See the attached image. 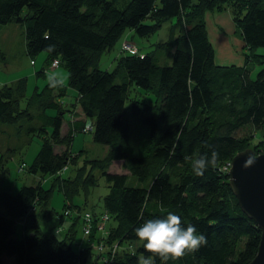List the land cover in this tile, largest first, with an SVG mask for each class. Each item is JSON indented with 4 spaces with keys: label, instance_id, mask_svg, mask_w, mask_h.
<instances>
[{
    "label": "trees",
    "instance_id": "obj_1",
    "mask_svg": "<svg viewBox=\"0 0 264 264\" xmlns=\"http://www.w3.org/2000/svg\"><path fill=\"white\" fill-rule=\"evenodd\" d=\"M224 11L240 29L244 64L215 63L206 16ZM172 19L168 39L151 52L130 54L121 45L114 69H99L102 54L127 30L146 37ZM11 23L24 25L25 54L44 53L37 74L43 76L44 64H63L68 81L55 74L29 95L24 78L0 86V122L41 141L29 164L18 163L36 176L31 185L13 192L16 185L0 181V264L4 257L14 264H87L91 253L94 264H136L147 253L134 229L163 210L207 238L167 264H249L261 231L241 211L228 170L247 140L264 144V131L257 143L255 133L239 134L264 130V55L256 53L264 48V0H0V25ZM252 64L261 67L255 79ZM134 86L150 101L132 96ZM64 113L70 116L65 124ZM82 132L107 147L102 158L82 161L83 150L72 152V140ZM213 150L216 166L196 176L188 157ZM116 162L126 172H109ZM97 175L108 188L99 205L88 202ZM54 191L63 195V210L46 233L41 224L54 213Z\"/></svg>",
    "mask_w": 264,
    "mask_h": 264
},
{
    "label": "rangeland",
    "instance_id": "obj_2",
    "mask_svg": "<svg viewBox=\"0 0 264 264\" xmlns=\"http://www.w3.org/2000/svg\"><path fill=\"white\" fill-rule=\"evenodd\" d=\"M128 0H120L121 3H125ZM219 15V14H215ZM207 31L210 42L214 49V59L217 65H241L244 64V53H247L245 49L243 50V40L241 36L240 29L235 24L229 12H221L219 16L207 17ZM175 23V19H172L169 22H166L160 30L146 37H140L134 33L132 30H127L119 40L114 44V46L109 50L102 54L99 69L104 71L111 72L115 66V59L119 57L122 53L120 52V47L122 42L126 40L127 42L135 45L140 52L149 53L153 50L154 45L156 43L165 42L168 39V31L171 24ZM217 26L219 28H217ZM256 53L264 55V48H258ZM39 55H44V53H40L36 55L34 58H30L27 54H25V37H24V25L20 23H11L7 25H0V70L4 71L7 75L6 78H24L27 81V95L31 94L33 88L38 86V88H42L45 83L52 77H55V74L52 72L53 68L49 65L46 66L44 64L43 69H45L43 76L38 75L37 73L42 70L41 66L39 68L34 67V63H30V59H33L34 62L42 61L40 60ZM43 61H45V55L43 56ZM251 73L250 78L255 79L256 74L259 72L261 67L257 64H252L250 67ZM36 69V70H35ZM58 69L61 70L63 74L59 75V77L63 78L64 84L68 81V71L67 68L63 64L58 66ZM6 80V79H5ZM13 82V81H12ZM12 82H8L12 83ZM131 91L132 96H139L146 101H150L152 96L143 95L144 93L141 89L136 88L135 86ZM68 96L62 98V101L66 103L71 102L72 91L69 90ZM140 92V93H139ZM126 106L129 107V102H126ZM53 112V111H49ZM56 112V111H55ZM64 124L70 120V116L68 113H64ZM89 124V121H87ZM17 125L15 124H5L0 122V156L4 155V170L1 173V182L8 186L11 189L15 187L13 192H16L20 186L23 185H31L36 176L29 175L26 172V167L24 170H19V160L25 162V164H29L37 151L39 150L41 141L34 137L29 140L28 137L17 133ZM248 128L240 131V136H247L252 134L253 137L255 133L256 137L254 142H259L262 138L263 129H257L255 132L251 130L248 131ZM67 126L63 125L62 134L66 133ZM260 131H262L260 137H258ZM253 139L249 141L247 140V146L245 149H250L254 153L259 151L258 149H264V144L261 145H253L251 144ZM60 148V147H59ZM244 149V150H245ZM72 152H77L83 150L82 157L80 160L85 159H93V158H102L106 152L107 147L101 144H98L93 141L91 132H82L78 133L72 140L71 144ZM8 155V156H6ZM10 156V158H9ZM122 163L116 162L112 163L109 167V172H126L121 168ZM69 168V167H68ZM72 172V168H70L63 172L64 176L70 175ZM98 176V175H97ZM46 183V182H45ZM44 183V184H45ZM45 187H49V183L45 184ZM108 192V188L106 186V182L104 178L100 175L97 177V186L92 190V195L88 199L89 203H94L96 205L101 204V198ZM77 202H82V199H76ZM63 195L58 191H54L52 198L50 200V209L53 210V214L47 220L42 222V229L46 233H50V225L59 219V214H62L63 210ZM99 208V207H96ZM23 232L22 226L20 223L16 224V237L20 238ZM95 253L88 255L87 264H94L95 262ZM2 264H14L13 261L4 257ZM98 264H109L107 260H102Z\"/></svg>",
    "mask_w": 264,
    "mask_h": 264
},
{
    "label": "clouds",
    "instance_id": "obj_3",
    "mask_svg": "<svg viewBox=\"0 0 264 264\" xmlns=\"http://www.w3.org/2000/svg\"><path fill=\"white\" fill-rule=\"evenodd\" d=\"M191 159L192 171L196 176H202L209 167H215L219 160V153L215 150ZM252 161L249 160L248 164ZM166 212L158 218L147 219L134 229L135 236L143 242L145 254L139 255L136 264H162L175 261L198 250L207 243L204 234H198L196 228L188 224L184 226L181 217L172 211Z\"/></svg>",
    "mask_w": 264,
    "mask_h": 264
},
{
    "label": "water",
    "instance_id": "obj_4",
    "mask_svg": "<svg viewBox=\"0 0 264 264\" xmlns=\"http://www.w3.org/2000/svg\"><path fill=\"white\" fill-rule=\"evenodd\" d=\"M228 177L241 211L261 231L256 255L249 264H264V151L259 154L250 149L238 152L230 162Z\"/></svg>",
    "mask_w": 264,
    "mask_h": 264
},
{
    "label": "crops",
    "instance_id": "obj_5",
    "mask_svg": "<svg viewBox=\"0 0 264 264\" xmlns=\"http://www.w3.org/2000/svg\"><path fill=\"white\" fill-rule=\"evenodd\" d=\"M214 16H219V15H214V14H208L207 15V17H214ZM217 28H219L218 26H217ZM37 58H40V57H37ZM37 62L38 61H36V62H34V67L33 68H35V67H37ZM39 68V67H38ZM36 70V69H35ZM52 72L54 73V74H57V75H62L63 74V72L61 73V70H59V69H53L52 70ZM6 74L4 73V71H1L0 70V86L1 85H3V84H7L8 82H12V81H15L17 78H12V79H10L9 80V78H6ZM6 79V80H5ZM61 80H63V78L61 79ZM64 81V80H63Z\"/></svg>",
    "mask_w": 264,
    "mask_h": 264
},
{
    "label": "built area",
    "instance_id": "obj_6",
    "mask_svg": "<svg viewBox=\"0 0 264 264\" xmlns=\"http://www.w3.org/2000/svg\"><path fill=\"white\" fill-rule=\"evenodd\" d=\"M122 48H123L126 52H128V53H130V54H134V53H137V52H138L136 46H134L133 44H131V43H129V42H123V44H122ZM54 63H56V61H54Z\"/></svg>",
    "mask_w": 264,
    "mask_h": 264
},
{
    "label": "bare ground",
    "instance_id": "obj_7",
    "mask_svg": "<svg viewBox=\"0 0 264 264\" xmlns=\"http://www.w3.org/2000/svg\"><path fill=\"white\" fill-rule=\"evenodd\" d=\"M137 48V47H136ZM139 51V50H138Z\"/></svg>",
    "mask_w": 264,
    "mask_h": 264
}]
</instances>
